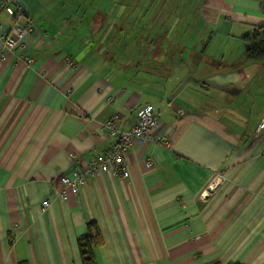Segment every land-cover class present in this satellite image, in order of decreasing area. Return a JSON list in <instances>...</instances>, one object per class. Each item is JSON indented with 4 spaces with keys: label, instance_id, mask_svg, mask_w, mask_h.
I'll return each instance as SVG.
<instances>
[{
    "label": "crops",
    "instance_id": "crops-1",
    "mask_svg": "<svg viewBox=\"0 0 264 264\" xmlns=\"http://www.w3.org/2000/svg\"><path fill=\"white\" fill-rule=\"evenodd\" d=\"M22 1L26 31L0 41V264H82L88 222L95 264H264V60L243 43L264 0ZM145 108L155 139L130 147L127 175L60 199L114 143L100 125Z\"/></svg>",
    "mask_w": 264,
    "mask_h": 264
},
{
    "label": "built area",
    "instance_id": "built-area-1",
    "mask_svg": "<svg viewBox=\"0 0 264 264\" xmlns=\"http://www.w3.org/2000/svg\"><path fill=\"white\" fill-rule=\"evenodd\" d=\"M16 0H0V41L5 47L12 49L26 31L19 25L22 12L16 10L13 13V25L10 31L3 29L1 17L4 11L9 10ZM30 29V28H29ZM14 35V36H11ZM67 63H70L68 60ZM157 127V119L150 108H145L136 116V119L127 130L119 129V117L113 115L100 125V132L105 137H115L114 143L103 153L88 159L86 165L73 167L60 178L61 189L58 191L60 199H66L69 193H77L80 187L87 185L88 178L100 173L112 171L116 175L125 176L128 172L127 153L134 143H145L154 140V130ZM257 133L264 131V114L256 129ZM162 141V139H158ZM150 164V161L147 162ZM51 205L50 199L41 201L40 210L45 212Z\"/></svg>",
    "mask_w": 264,
    "mask_h": 264
},
{
    "label": "trees",
    "instance_id": "trees-1",
    "mask_svg": "<svg viewBox=\"0 0 264 264\" xmlns=\"http://www.w3.org/2000/svg\"><path fill=\"white\" fill-rule=\"evenodd\" d=\"M244 54L249 60H264V23L254 29L250 34L243 36ZM102 242L99 227L95 222L86 224V235L79 239L78 247L82 264H95L93 257V249ZM19 264H28L22 261ZM241 264V263H231Z\"/></svg>",
    "mask_w": 264,
    "mask_h": 264
},
{
    "label": "water",
    "instance_id": "water-1",
    "mask_svg": "<svg viewBox=\"0 0 264 264\" xmlns=\"http://www.w3.org/2000/svg\"><path fill=\"white\" fill-rule=\"evenodd\" d=\"M15 3L19 7L20 12L23 13L25 10V4L23 3V1L22 0H16Z\"/></svg>",
    "mask_w": 264,
    "mask_h": 264
},
{
    "label": "rangeland",
    "instance_id": "rangeland-1",
    "mask_svg": "<svg viewBox=\"0 0 264 264\" xmlns=\"http://www.w3.org/2000/svg\"><path fill=\"white\" fill-rule=\"evenodd\" d=\"M216 181H214L213 183H215Z\"/></svg>",
    "mask_w": 264,
    "mask_h": 264
}]
</instances>
